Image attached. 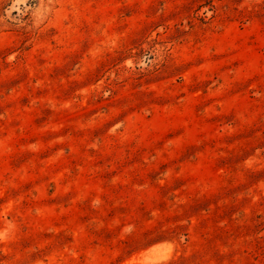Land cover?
<instances>
[{
	"label": "rangeland",
	"instance_id": "1",
	"mask_svg": "<svg viewBox=\"0 0 264 264\" xmlns=\"http://www.w3.org/2000/svg\"><path fill=\"white\" fill-rule=\"evenodd\" d=\"M0 264H264V0H0Z\"/></svg>",
	"mask_w": 264,
	"mask_h": 264
}]
</instances>
